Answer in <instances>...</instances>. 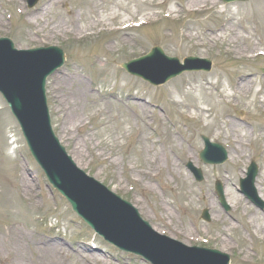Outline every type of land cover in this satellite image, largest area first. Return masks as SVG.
<instances>
[{"label":"rangeland","instance_id":"374dc122","mask_svg":"<svg viewBox=\"0 0 264 264\" xmlns=\"http://www.w3.org/2000/svg\"><path fill=\"white\" fill-rule=\"evenodd\" d=\"M153 1L149 0L146 7H142L132 0H108L99 4L104 13L95 10L90 15L94 19L101 16L104 22L111 25L134 17L136 13L138 17L147 16L150 21L157 19L140 29L132 28L109 35L98 29L84 40H73L70 35L42 40L30 35L38 25L28 23L32 15L46 6L47 0H40L33 9H28L27 0H0V20L3 21L0 37L11 38L20 49L58 46L66 53L65 65L48 79L47 97L55 133L79 168L133 204L156 230L188 246L223 251L231 257V264H264V211L256 208L238 191L239 180L245 178L251 161L256 160L260 166L258 178L263 172L260 145L264 135V116L259 112L261 97L255 96L254 92L243 99L226 96L229 94L227 89L242 71L261 77L264 57L250 62L235 59L227 53L222 41L209 39L208 34V30L226 24L227 14L221 13L226 5L229 9L240 7L244 11L238 17L236 29L242 25L246 29L244 36L256 39L254 34L258 28L253 20L261 18L262 12L259 10V15L255 17L246 12L257 0L231 4L212 0L217 6L206 14L184 8L181 13V9L177 8L179 14L177 17L172 15L171 19L165 17L173 7L172 2L155 0L154 3H164L156 8L150 4ZM88 2L91 0H68L58 9H53L46 19L61 18L67 23L71 11L74 16L79 15L83 29L89 16ZM18 8L28 12V15H19ZM112 11L119 16L118 19H112ZM10 14H14L11 19ZM44 19L41 17L38 20L42 26ZM139 19L135 18V21ZM188 27H191V32H187ZM123 36L128 38L121 40ZM108 40L111 43L107 50L105 44ZM262 43L260 48L264 47V41ZM155 46L181 61L191 56L208 58L213 63L212 70L209 73H185L163 86L153 87L122 69L123 63L149 53ZM80 82L92 88L91 97L79 105L78 117L84 122V127L73 129L72 134L66 135L63 116L57 111V102L62 95L58 93L55 97L52 89L62 83L73 92L75 84ZM181 83L185 84L182 90L203 86L216 96L214 102L220 105V112L218 108H213V104L207 105L214 115L211 126L204 127L182 115L179 117L180 113L171 101L176 96L173 94L181 90ZM206 84L211 85L210 89ZM262 86L259 79L254 90ZM0 110V264H10L13 260L6 234L14 227L25 236L23 241L29 264L39 263V253L34 246L39 242L66 245L68 252L72 248L89 250L88 254L83 252L85 257H89L87 264H148L107 244L73 213L71 206L48 184L31 157L20 127L1 96ZM120 110L125 113L120 115ZM234 118L242 120L241 127L246 132L244 140L249 143L245 148L242 169L235 175L228 170L229 160L221 166H206L199 159V153L204 149L202 136L223 145L228 154H232L227 144L236 133L229 131L228 123ZM244 123L249 125L248 128ZM68 126H71L70 123ZM142 135L152 141L156 150H160L161 166L154 182L139 176L140 169L145 168L136 153L138 139ZM190 161L203 170L206 180L202 184H198L186 168ZM171 169L175 170V176L168 174ZM217 180L225 185L226 198L232 207L229 214H225L215 201L214 185ZM23 183L27 184L26 189L22 188ZM204 209L211 211L212 222L209 224L201 218ZM253 216L258 223H253ZM187 228L190 236L185 235ZM95 257L96 263L91 260ZM67 263L77 264L76 260ZM78 263L86 264L82 259Z\"/></svg>","mask_w":264,"mask_h":264},{"label":"bare ground","instance_id":"6f19581e","mask_svg":"<svg viewBox=\"0 0 264 264\" xmlns=\"http://www.w3.org/2000/svg\"><path fill=\"white\" fill-rule=\"evenodd\" d=\"M108 0H91V2L88 4V12L89 16L85 19L84 28L82 29L80 26V20L79 15L74 16L73 13L69 12L68 22L65 23L62 21L61 18H58L57 20H47L46 18L51 14V11L53 9H58L60 5H62L64 2H68V0H47V6L43 8L38 14L32 15L29 19V25L31 23L36 24V28L32 29L30 32L31 36H36L38 38H41L42 40L47 39H57L61 37L62 35H70L74 40H84L90 35H93L97 32L98 29H101L100 31H106L107 33H122L129 29H131L132 22L135 21V18L138 17V13L134 15V17H130L129 19H126L124 21H120L116 27L111 26V24H107L103 21V18L100 16L98 19H94L93 17H90L94 13V11H102L104 13V10L100 8L99 6L107 2ZM134 2H137L142 7H146V5L149 3V0H132ZM172 2V9L169 12V16H176L179 14L177 8L181 9V13H183V8L188 11H197L201 14H206L211 9L216 8L217 3L213 2L212 0H170ZM155 0L150 3L154 4ZM184 2L183 6L181 5ZM94 3V4H92ZM100 4V5H99ZM87 5V4H86ZM122 6V4H120ZM175 7V8H174ZM98 8V9H97ZM19 12L22 14H27L26 12L21 11V8H18ZM259 10L262 12L261 18H258V20H253L254 25L256 26L257 32L254 34V37L257 36L256 39L250 40L244 36L245 34V27L242 25H239L237 27L238 17H240V14L244 11L240 7H237L236 9L232 10L228 7H225L221 13L227 14V24H225L222 28H213L208 30L209 39H213L218 41H222L224 46L226 47L227 51L231 53L234 57L238 59H248L251 60L252 58H255L257 56V53L260 51V47H262L264 41V0H257L254 5L251 6L249 9V12H246V14H252L254 17L259 15ZM112 15V19L116 20L119 18L117 14L112 11L110 13ZM42 18L44 19V26L40 25L38 20ZM177 17V16H176ZM107 18V17H105ZM149 18L146 16L141 17L140 23H148ZM3 24V21L0 20V25ZM140 24V25H141ZM139 25V26H140ZM71 26V27H70ZM109 27V28H107ZM191 27L187 28V32H191ZM123 35H126V33H123ZM217 37H213V36ZM205 39L208 37L203 36ZM128 36L121 37L122 39H126ZM189 38V35L187 36ZM259 38L261 40H259ZM105 44L107 50L110 49V40L106 42ZM261 80V83H263V86L257 89L255 91V85L257 80ZM76 90L73 92L71 90H67L64 85L57 84L53 87V94L56 97L58 93H61V98H59L57 102V111L59 114H62L64 119V125H63V131L66 135L72 134L73 129H80L84 127V122L80 121V118L78 117V113L80 110V104L84 99H87L91 97L92 94V88L85 86L83 83H79L76 85ZM181 90L176 91L173 95H176L175 98L171 101L174 108H176L180 115H184V113H187L189 116H187L189 119L197 120V121H206L210 120L212 122L206 123V126L209 127L212 125L213 120L212 117L214 116L212 113V109H208L207 105L213 104V108H218V112H220V105L215 103L216 96L206 91V89L203 86L198 87H192L188 90H182L184 83H181ZM261 86V84H260ZM207 87H211L210 84L207 85ZM80 88V89H79ZM226 96L233 99H243L247 97V95L251 93H255V96L261 97L259 101V112L264 116V73L259 78V75L253 72L249 71H242L241 74H239L236 81L233 83L232 86H230L227 89ZM226 93V92H224ZM73 97V99H72ZM220 97V96H219ZM219 100V99H218ZM116 101V100H114ZM117 102V101H116ZM220 103V100H219ZM136 105V104H134ZM190 111H194L193 114H189ZM123 110H120L119 114L122 115ZM130 119V118H129ZM128 119V120H129ZM235 121V119H234ZM229 122V131H232L235 134L233 136L232 141L229 143L230 150L232 154L229 156V167L228 170L233 174H239L240 170L242 169L241 166L243 164V158L245 156V144L246 141L244 140L246 137V132L241 127V123L236 122ZM68 123H70V127L68 126ZM204 123V124H205ZM247 128L248 125L244 124ZM120 137V136H118ZM261 148H262V156L264 160V135H262L261 139ZM151 143V144H150ZM152 145V146H151ZM78 147V146H77ZM77 149V148H76ZM138 150V151H137ZM136 150V153L138 157H140L144 162V167L140 169L139 176L143 179H149L154 182V179L156 178V172L160 169L161 164V157H160V150H156L155 146L153 145L152 141L150 139H147L144 135H142L138 139V149ZM80 151H77L79 153ZM264 165V163H263ZM169 175L175 176V170L171 169L168 171ZM133 176V175H131ZM186 181V180H185ZM183 181V182H185ZM185 184V183H184ZM189 186V185H188ZM22 188H27V184L23 183ZM256 188L259 192V196L262 200H264V172L259 177ZM233 197V196H232ZM235 201L238 204H241L240 200L235 199ZM239 206V205H238ZM255 216L257 213H254ZM252 214V215H254ZM254 217V216H253ZM253 223H258L256 217L253 218ZM260 228V227H259ZM174 229V227H173ZM172 229V231H173ZM174 231H177L176 229ZM185 235L190 236L191 232L189 229H185ZM7 237V244L10 248L11 252L13 253V260L10 262V264H29L27 262L26 258V252H25V243L24 239L25 236L19 233L16 227L12 228L11 232L8 231L6 234ZM3 239V238H2ZM33 245V244H32ZM36 251L39 253V256L37 260L39 261L38 264H68L67 261H72L74 263V260H76L77 264L82 259L87 264V259L89 257H85L83 252L88 254V251L82 248L77 249H70V252L66 250V245H58V244H43L42 242H39L34 245ZM92 262H97L96 257L91 258Z\"/></svg>","mask_w":264,"mask_h":264},{"label":"water","instance_id":"95a60500","mask_svg":"<svg viewBox=\"0 0 264 264\" xmlns=\"http://www.w3.org/2000/svg\"><path fill=\"white\" fill-rule=\"evenodd\" d=\"M1 42L9 44L4 47ZM13 48V44L9 41H0V92L11 105L13 113L27 136L34 157L46 170L51 183L62 191V194L72 203L73 209L97 231L99 229L96 227H99L100 223L106 226L108 219L116 226H121V230L116 232L118 240L108 238L99 231L108 240L123 250L142 254L148 260L156 263L152 256L160 258L162 253H160L158 245H146L144 237L147 235L139 233L136 228V224H142L137 214L130 210L126 203L110 194L103 186L94 180L83 177L75 166L70 164L71 159L67 158L64 149L60 147L52 132L46 106L45 81L58 67L62 66L64 62L63 52L54 49L35 51L29 55H24V53L17 54ZM157 57L162 60L159 64H154L153 61ZM189 62L195 63L197 60L190 59ZM169 63L180 69L168 73L161 80H156V76L153 77L150 73L152 70L162 69L163 66L170 65ZM146 65H150V67L144 68ZM124 68L131 74L141 76L158 85L193 67H183L178 60L168 59L162 50L155 49L149 56L124 65ZM204 69L208 70L209 67ZM212 148L222 151L219 146L213 145ZM206 152L203 154V158L206 162L213 163ZM220 154L218 162H223L226 159V154L224 151ZM196 172L198 180H200L202 176L199 171ZM253 173L254 169L251 171V183L254 180ZM120 208L121 210H119ZM130 216L135 217L133 218L135 224L132 227L127 224L126 227L120 218ZM187 259L189 263H187ZM165 262L166 264H194L192 263L193 259L186 255L179 259L167 255Z\"/></svg>","mask_w":264,"mask_h":264}]
</instances>
